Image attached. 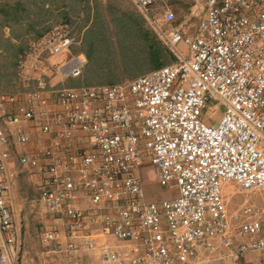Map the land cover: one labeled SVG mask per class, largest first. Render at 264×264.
<instances>
[{
    "label": "built area",
    "instance_id": "2783aa9c",
    "mask_svg": "<svg viewBox=\"0 0 264 264\" xmlns=\"http://www.w3.org/2000/svg\"><path fill=\"white\" fill-rule=\"evenodd\" d=\"M162 1L133 0L175 60L132 80L64 85L87 65L79 19L51 25L19 54L22 89L0 95V264H17L7 203L13 160L37 177L46 214L67 220L65 243L56 225L43 231L55 252H74L90 224L117 243L100 247L106 264H208L217 244L233 259L220 264L264 256V206L242 204L230 214L222 195L226 182L264 191V0H202L191 34L171 26L169 10L165 31L150 17ZM33 141L40 152H18ZM148 165L176 197L145 199L140 169ZM79 196L88 208L75 204Z\"/></svg>",
    "mask_w": 264,
    "mask_h": 264
},
{
    "label": "rangeland",
    "instance_id": "374dc122",
    "mask_svg": "<svg viewBox=\"0 0 264 264\" xmlns=\"http://www.w3.org/2000/svg\"><path fill=\"white\" fill-rule=\"evenodd\" d=\"M194 4V0H163L149 10V14L152 19L160 21V28L165 31L167 24L163 22L162 16L166 9L175 16L172 25L178 26L185 20L189 8ZM1 9L7 11V14L0 13V95L21 91V84L17 77V59L20 52L26 47L28 41L42 35L51 25L60 21L79 19L83 32L80 50L86 54L89 51L88 44L91 45L90 60L87 58V65L82 76L65 80V86L120 84L149 72L152 68L147 56L148 48L140 39L146 33L154 36L163 50L168 51L133 0H0V11ZM124 14L133 16V26L136 28L135 32L132 31L127 36L120 30L119 23ZM196 22L197 18L191 16L186 21L185 28L192 31ZM9 39L14 41L9 42ZM179 49L184 51L186 47L179 44ZM136 57L142 58L140 66H130L129 62ZM172 62L174 60L168 56V53L160 60L162 66ZM220 113L212 124L215 125L218 122ZM203 119L207 122L208 118L204 116ZM140 175L147 201L157 203L176 197V187L172 184L160 186L153 178L149 165L140 169ZM225 184L238 190V197H240V199L234 198L228 201L223 195L230 214H233L242 204L264 206V191L246 193L241 191L234 182ZM253 194H257L253 197L254 204L246 202V197ZM231 226L235 227L236 223L232 221ZM237 239L246 241L248 237L238 236ZM222 250L226 249L217 244L214 253Z\"/></svg>",
    "mask_w": 264,
    "mask_h": 264
},
{
    "label": "crops",
    "instance_id": "0c3cea01",
    "mask_svg": "<svg viewBox=\"0 0 264 264\" xmlns=\"http://www.w3.org/2000/svg\"><path fill=\"white\" fill-rule=\"evenodd\" d=\"M167 10L169 9L165 11ZM203 13L204 4L202 0H198V2L189 8V12L181 24L178 26H173L171 24V26L178 27L186 33H194L197 22ZM191 16L197 18V22L192 31L185 28V23ZM169 27V24H167V28ZM8 41L13 42L14 40L9 39ZM56 80L53 82H56ZM31 131L34 132V130ZM42 147V144L33 141L25 147H20L18 152L34 154L40 152ZM11 167L14 168L17 173L16 180L7 198V203L13 216L16 238L15 246L10 247L11 258L17 264H68L71 261H77L79 264H106L100 258V247L103 245L116 246L117 243L112 237L102 233L100 229L95 228L93 225L88 224L83 235L76 240L77 249L71 254L55 252L50 245L42 242L44 229L50 225H56L61 232V242L65 243L68 239L67 220L53 217L45 213L43 205L38 198L37 177L34 174L21 168L16 160H13ZM222 195L226 196L228 201L234 198L240 199V197H238V190L228 184L222 186ZM256 195L257 194L247 196L245 201L253 203V197ZM75 204L83 209L88 208L87 200L82 196L77 198ZM87 241H92L94 243V248L92 250H88L85 246ZM3 251V241L0 235V254L3 253ZM226 254V250L213 253L206 259L208 260L207 263L220 264V261L217 260L219 257H224L227 263L233 262V259L226 257ZM235 259L241 264H264V256L259 252L248 253L234 258V260ZM194 264L204 263L198 262Z\"/></svg>",
    "mask_w": 264,
    "mask_h": 264
},
{
    "label": "trees",
    "instance_id": "16d2710c",
    "mask_svg": "<svg viewBox=\"0 0 264 264\" xmlns=\"http://www.w3.org/2000/svg\"><path fill=\"white\" fill-rule=\"evenodd\" d=\"M0 13L2 15H4V14H7V11H5L4 9H1ZM132 17H133L132 15L124 14L121 16V18L119 20V23L121 25L120 30L126 36L129 35V33H131L132 31H134V32L136 31V28L133 26L134 25V18H132ZM140 30L141 29H139V32H141ZM39 36H41V35H39ZM140 39H141V41L144 42V44L148 48L147 49L148 50L147 56H148V60L150 61V65H151L152 70L157 69V68L162 66V64L160 63V60L162 57L165 58L167 56V53H168L169 57H172L173 60H175L174 56L170 53V51L167 48L166 49L168 51H164L163 48L160 46V43L157 41V39L154 36H152L150 33L144 34L142 37H140ZM136 47H137V45H136ZM88 48H89V51H88V53H86V56H87L88 60H90V56H91V54H90V49H91L90 43L88 44ZM138 54H139V52H138ZM141 59L142 58L137 59V57H136L135 59L131 60L132 62H129L130 66H132V65L140 66ZM127 68H129V67H127ZM88 81H90V80H88Z\"/></svg>",
    "mask_w": 264,
    "mask_h": 264
}]
</instances>
